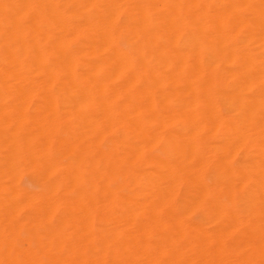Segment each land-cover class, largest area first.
Returning a JSON list of instances; mask_svg holds the SVG:
<instances>
[{"label": "clouds", "instance_id": "9594fccd", "mask_svg": "<svg viewBox=\"0 0 264 264\" xmlns=\"http://www.w3.org/2000/svg\"><path fill=\"white\" fill-rule=\"evenodd\" d=\"M0 264H264V0H0Z\"/></svg>", "mask_w": 264, "mask_h": 264}]
</instances>
